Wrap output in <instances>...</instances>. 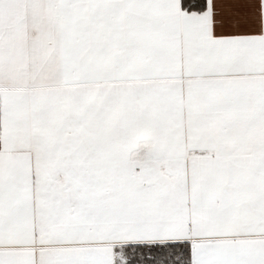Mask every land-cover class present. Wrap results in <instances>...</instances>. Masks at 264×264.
Here are the masks:
<instances>
[{"label": "snow or ice", "instance_id": "6c2138e0", "mask_svg": "<svg viewBox=\"0 0 264 264\" xmlns=\"http://www.w3.org/2000/svg\"><path fill=\"white\" fill-rule=\"evenodd\" d=\"M0 264H264V0H0Z\"/></svg>", "mask_w": 264, "mask_h": 264}]
</instances>
